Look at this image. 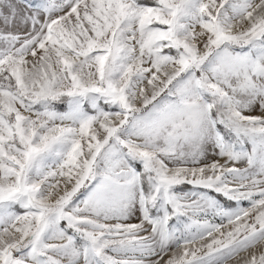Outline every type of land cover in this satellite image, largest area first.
I'll use <instances>...</instances> for the list:
<instances>
[{"label": "snow or ice", "instance_id": "1", "mask_svg": "<svg viewBox=\"0 0 264 264\" xmlns=\"http://www.w3.org/2000/svg\"><path fill=\"white\" fill-rule=\"evenodd\" d=\"M0 264H264V0H0Z\"/></svg>", "mask_w": 264, "mask_h": 264}]
</instances>
